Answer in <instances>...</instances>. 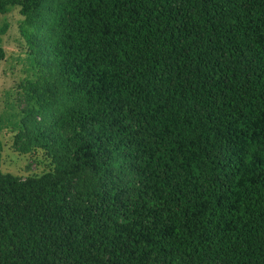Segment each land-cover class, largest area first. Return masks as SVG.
<instances>
[{
  "label": "trees",
  "instance_id": "1",
  "mask_svg": "<svg viewBox=\"0 0 264 264\" xmlns=\"http://www.w3.org/2000/svg\"><path fill=\"white\" fill-rule=\"evenodd\" d=\"M65 8L49 48L86 110L65 162L0 170V264H264V0Z\"/></svg>",
  "mask_w": 264,
  "mask_h": 264
},
{
  "label": "rangeland",
  "instance_id": "2",
  "mask_svg": "<svg viewBox=\"0 0 264 264\" xmlns=\"http://www.w3.org/2000/svg\"><path fill=\"white\" fill-rule=\"evenodd\" d=\"M68 1L39 0L29 16L17 7L0 14V27H7L0 36L5 53L0 60V170L21 179L51 171L71 156L58 140L69 134L74 111L86 110L81 97L66 93L48 43L59 31L58 21L67 18ZM39 133L47 148L39 144Z\"/></svg>",
  "mask_w": 264,
  "mask_h": 264
}]
</instances>
